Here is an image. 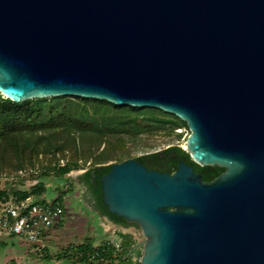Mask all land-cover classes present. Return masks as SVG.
<instances>
[{"label": "water", "instance_id": "water-1", "mask_svg": "<svg viewBox=\"0 0 264 264\" xmlns=\"http://www.w3.org/2000/svg\"><path fill=\"white\" fill-rule=\"evenodd\" d=\"M0 95L78 97L184 122L193 163L100 178L140 264H264V0H0Z\"/></svg>", "mask_w": 264, "mask_h": 264}, {"label": "trees", "instance_id": "trees-1", "mask_svg": "<svg viewBox=\"0 0 264 264\" xmlns=\"http://www.w3.org/2000/svg\"><path fill=\"white\" fill-rule=\"evenodd\" d=\"M181 124L185 125L175 116L157 109L120 107L106 101L78 97L32 99L14 103L0 95V175L32 171L37 162L41 164L38 173L41 175L28 190L15 189L10 192L0 188V204L10 199L19 202L27 198L45 202L49 191L46 181L51 172L55 174L59 186L68 185L69 189L66 176L82 169L79 162L86 164L91 160L95 167L87 170L79 179L91 186L96 208L103 215L117 224L129 225L123 219L111 216L102 204L100 178L104 174L99 172L109 171L111 165L100 166L101 161L113 155L122 162L129 160V152L119 149V139L129 140L136 149L139 135L157 130L172 132ZM66 155L71 158L60 163ZM147 158L151 159V167L164 166L167 170L175 169L178 160L189 162L188 153L177 147L137 160L144 161ZM40 160H45L47 164L43 165ZM62 195L65 193L61 188L56 201L62 203ZM130 247V244H120L119 252L129 251ZM77 248L82 255L76 260L81 262L108 261L115 253L107 242L99 247L84 243ZM93 252L97 253L96 259L91 260L89 257Z\"/></svg>", "mask_w": 264, "mask_h": 264}, {"label": "crops", "instance_id": "crops-1", "mask_svg": "<svg viewBox=\"0 0 264 264\" xmlns=\"http://www.w3.org/2000/svg\"><path fill=\"white\" fill-rule=\"evenodd\" d=\"M58 194H46V200H54ZM62 220L43 237L45 247L37 251L15 236H0V264H139L140 249L136 245L143 240L140 232L131 225L117 224L103 215L84 199V190L71 193L63 202ZM110 241L130 244V250L115 252L114 257L104 262H81L70 254L60 252L68 246L90 243L99 247Z\"/></svg>", "mask_w": 264, "mask_h": 264}, {"label": "rangeland", "instance_id": "rangeland-1", "mask_svg": "<svg viewBox=\"0 0 264 264\" xmlns=\"http://www.w3.org/2000/svg\"><path fill=\"white\" fill-rule=\"evenodd\" d=\"M178 119V118H177ZM179 120V119H178ZM190 132L185 125L181 124L178 128L173 130H157L151 134H141L138 137L137 145L138 148L134 149V144L127 139H119L118 143L121 145L119 149H122L124 152H129V159H137L140 157H148L153 154H161L165 150L171 147H177L180 150L187 153L185 144L186 139L189 136ZM103 148L100 149V151ZM71 156L66 155V158L61 160L60 163L65 162L66 159H70ZM43 165H46L47 162L45 160H40ZM147 161L150 163L151 159L148 158ZM122 161L116 155H113L111 158L107 160H102L100 166H107L112 164L121 163ZM82 165V169L75 170L70 172L66 178L67 183H69L70 188L65 190L64 185L59 186L56 183L55 174L51 172L49 177L46 181V185H49V191L47 195L50 194H58L59 190L64 191L65 193V200L67 199L68 195L75 192L77 193L80 186L79 177L84 174L87 170L94 168L93 162L89 160L86 164L79 162ZM40 163L37 162L35 168L32 171H25L20 172L18 174H3L0 175V188L5 189L11 192V190H28L31 186H33L36 182L38 177L41 174H38L40 171ZM140 232V230H139ZM142 236V234H140Z\"/></svg>", "mask_w": 264, "mask_h": 264}, {"label": "built area", "instance_id": "built-area-1", "mask_svg": "<svg viewBox=\"0 0 264 264\" xmlns=\"http://www.w3.org/2000/svg\"><path fill=\"white\" fill-rule=\"evenodd\" d=\"M65 190L68 185L64 186ZM62 203L54 200L45 202L27 198L24 201L8 200L0 204V236H15L31 244L35 250L41 251L45 244L44 234L54 228L63 218L65 195L61 196ZM141 234V232H140ZM143 238V236H142ZM115 252L120 250V241L107 242ZM61 254H71L73 258H80L82 253L77 246H68ZM93 252L89 259H96ZM140 264V259H139Z\"/></svg>", "mask_w": 264, "mask_h": 264}, {"label": "flooded vegetation", "instance_id": "flooded-vegetation-1", "mask_svg": "<svg viewBox=\"0 0 264 264\" xmlns=\"http://www.w3.org/2000/svg\"><path fill=\"white\" fill-rule=\"evenodd\" d=\"M147 159H145L144 161H139L147 170H152V171H157L159 173H167V174H173L175 172L177 166H178V163L180 161H183L184 163H186L187 165H189L193 169V172L195 174H198L201 176V179L204 183H211V182L217 180L219 177H221L223 175V173L225 171L223 168L218 167V166H203V165L195 164L192 162L190 157H189V162H185L184 159L178 160L176 168L170 169V170L165 169L164 166L151 167V165L147 161ZM108 172L109 171L99 172V174H107ZM80 186L84 190V199L87 200L93 207H96L95 196L93 194L91 186L85 184L81 180H80ZM128 224L135 227V224L134 225L132 223H128ZM135 228L139 231L138 227H135Z\"/></svg>", "mask_w": 264, "mask_h": 264}]
</instances>
